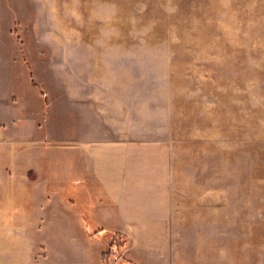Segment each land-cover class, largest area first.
Listing matches in <instances>:
<instances>
[{
    "label": "rangeland",
    "instance_id": "obj_1",
    "mask_svg": "<svg viewBox=\"0 0 264 264\" xmlns=\"http://www.w3.org/2000/svg\"><path fill=\"white\" fill-rule=\"evenodd\" d=\"M82 133L144 160L167 230L82 229ZM86 254L264 264V0H0V264Z\"/></svg>",
    "mask_w": 264,
    "mask_h": 264
},
{
    "label": "crops",
    "instance_id": "obj_2",
    "mask_svg": "<svg viewBox=\"0 0 264 264\" xmlns=\"http://www.w3.org/2000/svg\"><path fill=\"white\" fill-rule=\"evenodd\" d=\"M83 134L86 135V133L81 135ZM84 135L76 145L78 148L70 150L78 151V182L87 188L89 185L91 191L104 192L103 197L109 202V206L89 209V214L94 217L90 222L83 221L82 229L134 232L135 242L138 245L141 240L137 232L167 230L170 224L167 209L162 207L160 197L151 198L150 193L146 194L148 181L142 174L144 160L136 159L131 146L88 142ZM26 181L29 182L28 179ZM79 262L80 264H135L132 256H116L112 260L102 254L80 255Z\"/></svg>",
    "mask_w": 264,
    "mask_h": 264
}]
</instances>
